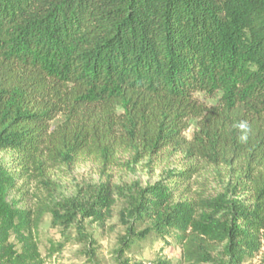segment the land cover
Listing matches in <instances>:
<instances>
[{
  "label": "trees",
  "instance_id": "16d2710c",
  "mask_svg": "<svg viewBox=\"0 0 264 264\" xmlns=\"http://www.w3.org/2000/svg\"><path fill=\"white\" fill-rule=\"evenodd\" d=\"M241 121L251 129L246 142L234 126ZM170 148L193 163L132 192L117 264H146L124 258L150 239L162 252L179 247V264L256 259L264 249V0H0V153L13 154L0 163V264H46L38 233L47 215L64 233L77 215L103 222L113 206L103 185L93 202L54 203L65 215L46 204L31 210L14 198L19 183L46 185L51 169L83 158L112 165L121 154L139 161ZM195 164H237L243 189L232 200L179 197ZM76 229L78 243L91 245Z\"/></svg>",
  "mask_w": 264,
  "mask_h": 264
},
{
  "label": "rangeland",
  "instance_id": "374dc122",
  "mask_svg": "<svg viewBox=\"0 0 264 264\" xmlns=\"http://www.w3.org/2000/svg\"><path fill=\"white\" fill-rule=\"evenodd\" d=\"M198 97L206 105H214L217 102V98H208L204 95ZM196 123V119L189 121L187 141L196 129ZM12 155L10 152H1L0 163H10ZM192 163L185 152L174 148L139 161L131 154H121L112 165L83 158L76 164L51 169L48 174L49 183L46 185L36 180L19 183V190L14 198L21 207L36 210L39 204H46L65 215V212L54 203L64 205L72 199L84 201L86 204L93 202L98 198L97 195H104L100 189L106 185L113 206L110 213L104 215L103 222L101 219L90 217L91 215L86 218L77 215L78 221L72 225L69 232L62 233V227L55 228L52 224V215H47L38 233L39 250L46 264H117L121 238L126 235V227L120 217L132 192L139 187L145 189L160 181H172L176 174L189 169ZM195 170L196 173L185 183L179 197L183 195V198L196 202L201 199L216 200L222 197L232 200L235 199V193L243 189L242 184L245 180L242 179L241 167L237 164L231 167L224 164L219 166L195 164ZM172 173L174 176L170 177ZM77 226L85 228L91 237V245L78 243ZM68 234L71 239L67 242ZM59 245H64V248L57 252ZM140 246L134 255L126 256L124 259L146 264L157 262L179 264L181 249L174 243L163 252L164 243L154 239ZM92 254L96 256L95 259L92 258ZM246 264H264V249L256 259Z\"/></svg>",
  "mask_w": 264,
  "mask_h": 264
},
{
  "label": "clouds",
  "instance_id": "9594fccd",
  "mask_svg": "<svg viewBox=\"0 0 264 264\" xmlns=\"http://www.w3.org/2000/svg\"><path fill=\"white\" fill-rule=\"evenodd\" d=\"M235 127H238L241 130V136L239 137V139L242 142H246L248 139V133L251 131L249 124L247 121H241L239 122V124L234 125Z\"/></svg>",
  "mask_w": 264,
  "mask_h": 264
}]
</instances>
